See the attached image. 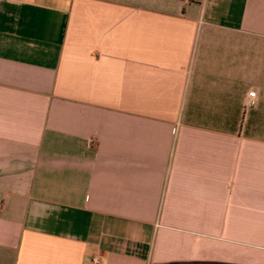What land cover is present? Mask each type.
Masks as SVG:
<instances>
[{"label":"crops","instance_id":"0c3cea01","mask_svg":"<svg viewBox=\"0 0 264 264\" xmlns=\"http://www.w3.org/2000/svg\"><path fill=\"white\" fill-rule=\"evenodd\" d=\"M93 256L264 264V0H0V264Z\"/></svg>","mask_w":264,"mask_h":264},{"label":"built area","instance_id":"2783aa9c","mask_svg":"<svg viewBox=\"0 0 264 264\" xmlns=\"http://www.w3.org/2000/svg\"><path fill=\"white\" fill-rule=\"evenodd\" d=\"M256 96V92L253 90V91H249L248 94H247V98L249 100V102L254 99V97ZM91 263L92 264H101V259L99 256H93L91 258Z\"/></svg>","mask_w":264,"mask_h":264}]
</instances>
